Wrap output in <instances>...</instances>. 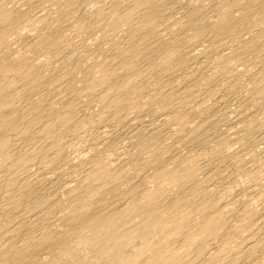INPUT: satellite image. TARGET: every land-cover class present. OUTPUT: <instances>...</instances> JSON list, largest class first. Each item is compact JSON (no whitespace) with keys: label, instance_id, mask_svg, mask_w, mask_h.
Segmentation results:
<instances>
[{"label":"bare ground","instance_id":"obj_1","mask_svg":"<svg viewBox=\"0 0 264 264\" xmlns=\"http://www.w3.org/2000/svg\"><path fill=\"white\" fill-rule=\"evenodd\" d=\"M0 264H264V0H0Z\"/></svg>","mask_w":264,"mask_h":264},{"label":"rangeland","instance_id":"obj_2","mask_svg":"<svg viewBox=\"0 0 264 264\" xmlns=\"http://www.w3.org/2000/svg\"><path fill=\"white\" fill-rule=\"evenodd\" d=\"M235 96L233 95V93L231 94V98H232V100H234L235 98H234ZM231 103H234V101H232Z\"/></svg>","mask_w":264,"mask_h":264}]
</instances>
